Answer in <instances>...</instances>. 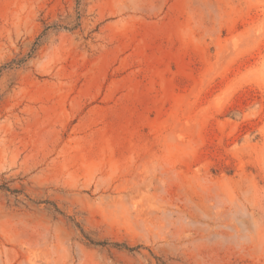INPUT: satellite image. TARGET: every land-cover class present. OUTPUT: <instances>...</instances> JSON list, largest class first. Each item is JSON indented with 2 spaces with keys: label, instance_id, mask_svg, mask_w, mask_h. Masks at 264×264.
<instances>
[{
  "label": "rangeland",
  "instance_id": "obj_1",
  "mask_svg": "<svg viewBox=\"0 0 264 264\" xmlns=\"http://www.w3.org/2000/svg\"><path fill=\"white\" fill-rule=\"evenodd\" d=\"M0 264H264V0H0Z\"/></svg>",
  "mask_w": 264,
  "mask_h": 264
},
{
  "label": "trees",
  "instance_id": "obj_2",
  "mask_svg": "<svg viewBox=\"0 0 264 264\" xmlns=\"http://www.w3.org/2000/svg\"><path fill=\"white\" fill-rule=\"evenodd\" d=\"M103 244H104V243H103ZM114 246L117 247V248H124V249H126V250H131V249H129V248L123 246V245L114 244Z\"/></svg>",
  "mask_w": 264,
  "mask_h": 264
}]
</instances>
